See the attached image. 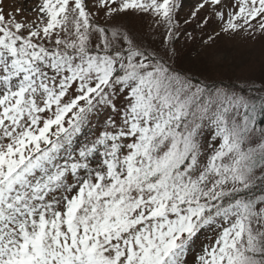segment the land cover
I'll list each match as a JSON object with an SVG mask.
<instances>
[{"label": "snow or ice", "instance_id": "snow-or-ice-1", "mask_svg": "<svg viewBox=\"0 0 264 264\" xmlns=\"http://www.w3.org/2000/svg\"><path fill=\"white\" fill-rule=\"evenodd\" d=\"M183 7L0 8V264H264V75L198 78L175 43L264 36V0Z\"/></svg>", "mask_w": 264, "mask_h": 264}, {"label": "rangeland", "instance_id": "rangeland-1", "mask_svg": "<svg viewBox=\"0 0 264 264\" xmlns=\"http://www.w3.org/2000/svg\"><path fill=\"white\" fill-rule=\"evenodd\" d=\"M195 2L196 0H183L184 7L180 10L179 16L186 18ZM35 3L36 0H0V8H3L5 15L9 12L14 13L18 8L22 9L17 19L23 17L31 19L35 15L31 11ZM136 22L142 23L144 29L147 30L148 18ZM212 28L218 29L215 21L205 30L203 39L207 38ZM203 39L196 44L195 57L185 61L181 68L191 73L196 72L197 74L194 75L200 78L208 76L216 80L223 79L224 84L235 82V76L240 75L241 70L257 80L264 75V36H258L255 40L241 36L233 38L222 36L209 47L203 46ZM210 236V232L203 233L196 243V249L199 248L201 242L207 243Z\"/></svg>", "mask_w": 264, "mask_h": 264}, {"label": "trees", "instance_id": "trees-1", "mask_svg": "<svg viewBox=\"0 0 264 264\" xmlns=\"http://www.w3.org/2000/svg\"><path fill=\"white\" fill-rule=\"evenodd\" d=\"M187 30L193 33V39L188 40L183 34H181L175 42L179 54V60H178L179 67H182L185 61L191 60L195 57L196 44L200 42L201 39H203V36L205 34V32L202 33L200 29H197L195 25L187 28ZM192 73L197 74L196 72L195 73L192 72Z\"/></svg>", "mask_w": 264, "mask_h": 264}]
</instances>
